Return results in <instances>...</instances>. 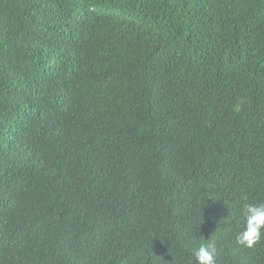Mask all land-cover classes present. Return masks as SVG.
<instances>
[{"label":"trees","instance_id":"1","mask_svg":"<svg viewBox=\"0 0 264 264\" xmlns=\"http://www.w3.org/2000/svg\"><path fill=\"white\" fill-rule=\"evenodd\" d=\"M264 0H0V264H264Z\"/></svg>","mask_w":264,"mask_h":264},{"label":"clouds","instance_id":"2","mask_svg":"<svg viewBox=\"0 0 264 264\" xmlns=\"http://www.w3.org/2000/svg\"><path fill=\"white\" fill-rule=\"evenodd\" d=\"M230 220L242 221V229L236 235V243L247 249H253L264 239V203L232 204ZM203 242L194 245L190 251L195 264H216L217 249L215 235L209 239L199 237Z\"/></svg>","mask_w":264,"mask_h":264}]
</instances>
